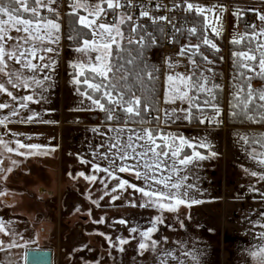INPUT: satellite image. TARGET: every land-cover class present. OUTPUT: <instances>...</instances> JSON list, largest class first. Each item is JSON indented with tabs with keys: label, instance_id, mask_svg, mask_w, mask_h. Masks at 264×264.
Masks as SVG:
<instances>
[{
	"label": "rangeland",
	"instance_id": "374dc122",
	"mask_svg": "<svg viewBox=\"0 0 264 264\" xmlns=\"http://www.w3.org/2000/svg\"><path fill=\"white\" fill-rule=\"evenodd\" d=\"M256 1L264 6V0ZM59 3L60 41L54 45L58 48V55L48 54L56 61L55 71L47 73L52 79L46 82L44 99L39 104L29 102L28 110H20L21 117L35 111L42 120L50 123H18L16 121L21 117H13L7 129L0 126V136L9 142L8 147L15 149L8 152L0 144V222L6 226L7 232V235L0 232V241L4 242L0 247V264H26L24 257L29 250L52 251L53 264H160L165 251L171 252V256L164 260V264H259L253 253L264 247V180L250 173L264 172V166L252 159L249 155L251 150L247 151L246 144L240 139L244 135L249 137L257 129L229 126L227 108L220 109L214 123L193 126L187 120H177L160 125L165 132L203 140L210 145L200 151L207 158L188 170L186 183L198 189H193L189 195L202 201L199 204L180 206L176 212L161 213L155 208L140 207L143 199L131 189L105 195L117 183L115 180H106L108 189H105L99 178L90 182L80 175L96 174L93 172L94 164L107 166L106 161L99 159V154L105 149L98 145L106 143L108 137L100 133L107 132L110 126H115V122L104 124L100 119L102 112L86 110L88 101L81 104L83 98L77 94L78 85L71 75L77 71L72 63L82 57L75 48L69 47L64 36V19L65 14L71 12L70 1L59 0ZM201 4H218L227 9L221 18L220 35L208 32L219 51L203 45L200 49L213 63L197 60L202 69H212V73L205 71L204 74L227 93V83L231 79L228 51L221 47L218 40L226 33L225 43L228 44L237 33H243L239 20L233 15L241 3L232 0L228 6L221 2ZM258 8L260 13H264L263 7ZM244 14L250 12L243 11ZM257 24H260L259 20ZM183 66L176 64L174 69L161 67L162 109L188 107L179 101L171 105L163 103L166 77L172 72H187ZM258 86L253 84V87ZM14 94L31 93L20 89L14 90ZM225 100L228 101V97ZM0 101L10 102V98L0 94ZM8 111L0 110V115H7ZM92 115H98L95 122L88 119ZM93 129H99V132ZM260 130L264 135V128ZM17 140L39 144L42 148L18 149ZM256 150L261 152L258 148ZM212 152L216 155L212 156ZM81 160L85 162L81 163ZM97 175L104 177L105 174ZM119 175L141 184L127 173ZM114 195H120V199L113 202ZM129 201H134L137 206H131ZM157 215L163 216L164 223L158 225V231L153 234V239L159 241L155 250L141 252L138 249V234L123 246L110 243L108 237L116 242L118 237L133 235V227L141 230L150 227ZM121 219L128 221L127 225L118 223ZM101 220L102 223L96 222ZM13 242L19 246L8 247ZM120 247L124 250L121 251Z\"/></svg>",
	"mask_w": 264,
	"mask_h": 264
},
{
	"label": "snow or ice",
	"instance_id": "6c2138e0",
	"mask_svg": "<svg viewBox=\"0 0 264 264\" xmlns=\"http://www.w3.org/2000/svg\"><path fill=\"white\" fill-rule=\"evenodd\" d=\"M74 18V34L69 36L75 42V51L81 54V59L72 63L76 69L74 83L76 91L85 101L89 102L88 111L105 113L107 121L115 122L105 133L108 140L98 145L105 151L99 154V159L107 162L106 167L99 163L93 165V174L85 176L90 182L99 178L108 189L106 180H115L117 183L105 195L119 193L128 189L139 193L144 208H155L159 212H176L180 206H191L202 201L190 197L189 192L196 189L193 184H187L188 170L207 157L199 148L210 147L203 140H193L181 134L165 132L161 123L177 120L199 123L217 122L220 107L215 103L219 85L214 83L205 71L212 73V69H202L200 61L212 64L208 56L204 55L201 46L219 51L217 44L210 39L208 32L214 36L220 35L221 18L227 11L223 5H204L197 0H177V10L183 9L201 17L200 25L193 24L176 27L168 16L152 15V9L141 0H70L68 5ZM59 0H0V94H4L9 101H0V110H9L7 115H0V126L5 129L12 123L13 117H21L20 110H28L29 102L39 104L43 93L47 90L46 82L52 77L47 74L55 71V59L48 54L58 55L61 24ZM159 9L160 5L157 4ZM137 9L138 17H137ZM171 11L172 9H167ZM233 15L239 20L243 10L235 9ZM260 24L246 25V31L237 33L231 43L243 44L235 51L234 64L240 84L234 93L233 116L250 120L254 123H264V89L254 90L251 86L253 77L264 78V13H256ZM139 18H147L153 24L166 22L173 25V36L170 42H177L176 33L186 32L189 36L199 38V43L181 45L179 56H186L190 64L185 73L172 72L166 77L164 90L165 104H187L188 107L162 109L159 107V98L150 82L156 79L154 70H147L141 60L142 53L148 47L157 43L156 32L149 31L146 24L140 23ZM187 18H185L186 20ZM199 27V30H198ZM178 61H168L171 69ZM24 89L31 94L18 95L14 90ZM208 110L215 113L209 116ZM149 113H152L149 119ZM198 114V115H197ZM50 123L40 118V114L31 111L26 117L16 122ZM155 122L153 127L142 126ZM99 132V129H93ZM111 133V135H109ZM31 139V137H29ZM244 144L251 148L249 155L254 161L264 166V151L258 152L253 145L264 148V138H249L241 136ZM8 143L0 136L8 152L15 149L8 147ZM18 149L39 150V144H26L15 141ZM189 149L190 151H185ZM25 155L26 153H19ZM212 156L216 153L212 152ZM85 161L81 160V163ZM248 171V169H245ZM104 173V177H98ZM127 173L134 176L141 184L134 183L121 177ZM253 177L264 180V172L252 171ZM102 198V197H101ZM120 199V195L112 196V201ZM136 207L134 201H129ZM102 223L101 221H96ZM118 223L127 225L128 221L121 219ZM162 215H157L146 229L131 228L129 238L118 237L113 246H123L135 238L140 237L138 249L155 250L159 241L153 239V234L162 225ZM5 225L0 222V232H4ZM264 238V234H262ZM4 245L0 241V247ZM15 242L8 247H17ZM123 251V247H120ZM185 255H192L185 253ZM259 264H264V247L253 253ZM171 256L165 251L160 264ZM27 261V256L24 257ZM38 264H44L42 257H37ZM195 260V256H192Z\"/></svg>",
	"mask_w": 264,
	"mask_h": 264
},
{
	"label": "trees",
	"instance_id": "16d2710c",
	"mask_svg": "<svg viewBox=\"0 0 264 264\" xmlns=\"http://www.w3.org/2000/svg\"><path fill=\"white\" fill-rule=\"evenodd\" d=\"M64 23H65V28H64V36L66 41L68 42L69 47L71 48H75V42L73 40L69 39L70 35L74 34V29L76 27V25L74 24V18L70 13H66L65 14V19H64ZM200 21H201V17H197L195 24H197L198 26L200 25ZM239 22L242 26V30L243 32L246 31V25H247V19H246V15H242V18L239 19ZM199 30V27H198ZM199 39V38H198ZM225 38L222 37V39L218 40V43L221 45V47L223 48H227L228 51V62H229V67H230V77L228 80V92L226 93L225 89H218L217 90V96H216V100L215 103H217L220 107V109L223 108H227L228 110V114H227V124L229 126L232 127H236V128H242V127H254L257 130L254 131V133H252L249 138L252 137H256V138H264L263 135V131L260 130L261 128H264V123H254L250 120H246V119H241V118H237L235 116H233V103H234V93L236 91V87L240 84V80L237 76V68L234 64V56L233 53L235 51L240 50L243 47V44L240 45H234L233 43L229 42L228 44L225 43ZM154 46H150L147 49H145L142 53L141 56V60L143 61V64L146 66L147 70H154V75L156 76V79L154 81L150 82V87H153L155 90L156 95L159 98V107L161 108V94H162V89H163V75H162V69L161 67H159L157 64H154L152 62L149 61V54L150 52L153 50ZM214 54V56L217 59H221V57L219 55H217L216 53H212ZM200 60V57H198ZM75 72L72 73V77L74 78ZM223 74H221L222 76ZM253 84H259L258 87H253ZM251 86L254 90H261L264 89V78H259V77H253V79L251 80ZM81 87V90H83L82 86H78ZM226 97H228V101H226ZM214 112H212L211 110H208L207 114H213ZM151 115H153L152 113H149V119H151ZM198 115V114H197ZM91 118V119H90ZM88 119H90L92 122H95L98 119V115H92L91 117H88ZM100 119L102 120V122L104 124H111L113 122L107 121L105 113L102 112V114L100 115ZM191 125H198L200 124L198 120H193L192 122H190ZM155 122L153 121L152 123H149V125L154 126ZM147 125V124H145ZM137 126V125H136ZM253 147L260 149L261 151H264V148H260V146L257 145H253ZM245 149L247 151H250L251 148L248 145H245ZM199 151H203L201 148L198 149ZM185 151H190L189 149H186Z\"/></svg>",
	"mask_w": 264,
	"mask_h": 264
},
{
	"label": "built area",
	"instance_id": "2783aa9c",
	"mask_svg": "<svg viewBox=\"0 0 264 264\" xmlns=\"http://www.w3.org/2000/svg\"><path fill=\"white\" fill-rule=\"evenodd\" d=\"M70 0H68L69 2ZM232 0H197L199 3L203 2H221L224 3L226 6ZM143 3H147L148 6L152 9V15L155 16H168L173 20V23L176 27H181L186 25L187 27H191L195 24L196 18L199 16H194L193 13H189L184 11L183 9L177 10L175 5L177 0H141ZM159 4L160 8L157 9L156 5ZM172 9L168 11L167 9ZM138 9H137V17H138ZM185 18H187L185 20ZM247 25L250 24H257V17L254 14L246 15ZM139 22L146 24L148 26L149 31H155L156 29H162L160 32H156L158 37L157 43L154 46L153 50L149 54V61L160 65L163 69L169 68L166 61L174 60V62L178 61V65H185L183 66L184 69L188 71V66L190 64L189 59L184 56L181 57L178 55L181 45L188 44L191 42L192 44H196V41L199 39L196 36H189L186 32L176 33V40L177 42L173 43L170 42L173 36V25L161 22L159 24H153L147 18H139ZM198 60V57H196ZM180 67V66H179ZM226 84V83H225Z\"/></svg>",
	"mask_w": 264,
	"mask_h": 264
},
{
	"label": "water",
	"instance_id": "95a60500",
	"mask_svg": "<svg viewBox=\"0 0 264 264\" xmlns=\"http://www.w3.org/2000/svg\"><path fill=\"white\" fill-rule=\"evenodd\" d=\"M26 264H38L37 257H42L44 264H53V252L50 250H29Z\"/></svg>",
	"mask_w": 264,
	"mask_h": 264
},
{
	"label": "crops",
	"instance_id": "0c3cea01",
	"mask_svg": "<svg viewBox=\"0 0 264 264\" xmlns=\"http://www.w3.org/2000/svg\"><path fill=\"white\" fill-rule=\"evenodd\" d=\"M239 2L241 3L239 4L240 5L238 7L239 9L242 8L243 11L254 13L255 15L257 12H260L259 10H261L258 8L259 6L264 8V6L259 1H256V0L255 1L254 0H239Z\"/></svg>",
	"mask_w": 264,
	"mask_h": 264
}]
</instances>
